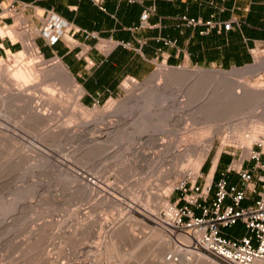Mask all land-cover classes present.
<instances>
[{"label": "rangeland", "instance_id": "obj_1", "mask_svg": "<svg viewBox=\"0 0 264 264\" xmlns=\"http://www.w3.org/2000/svg\"><path fill=\"white\" fill-rule=\"evenodd\" d=\"M22 51L26 54L27 47L8 55L0 53V57L10 61L12 54ZM43 56L47 62L57 61ZM30 60L28 53L25 61ZM185 66L159 63L146 78H124L116 90L92 102L86 100L85 90L72 73L75 85L49 72L32 92L35 100L44 97L42 112L18 100L15 81L7 85L6 108L0 116V264H159L172 251L164 254L158 245L140 242L154 236L150 234L153 228L158 233L168 231L173 241L188 244L173 228L165 229L159 215L167 200L175 201L180 195L177 185L199 174V182L204 183L206 177L213 176V165L219 172L233 156L237 159L245 152L238 140L252 136L250 117L259 109V102L240 105L230 97H214L210 87L194 90L193 76L174 75L165 69ZM189 66L244 72L242 79L264 87V57L239 68ZM160 69L162 75L153 79ZM128 80H152L157 92L172 98L157 102L154 113L170 141L191 145L190 151L167 161L144 156L132 149L135 144L130 137H120L126 126L105 136L100 134L101 123H86L92 118L75 105L77 100L80 98L85 110L103 109L127 96L123 85ZM51 92L57 98L62 95L65 102H52ZM42 113L44 118H35ZM227 134L234 142L223 146ZM213 137L215 144L197 173L195 160ZM193 143L198 144L196 149ZM208 163L210 168L205 169ZM130 199L139 200L143 208H133ZM116 223L120 230L114 231ZM226 232L242 235L245 229L237 224ZM176 261L182 264L179 256Z\"/></svg>", "mask_w": 264, "mask_h": 264}, {"label": "crops", "instance_id": "obj_2", "mask_svg": "<svg viewBox=\"0 0 264 264\" xmlns=\"http://www.w3.org/2000/svg\"><path fill=\"white\" fill-rule=\"evenodd\" d=\"M11 3L14 11L0 12V30H7L0 33V53L23 50L32 34L45 56L68 67L89 102L112 93L124 78H146L159 63L229 69L264 57V0H104V8L93 0H0L3 6ZM148 6L154 11L142 25ZM49 13L70 23L73 42L44 40L39 30ZM228 21L232 26L225 29Z\"/></svg>", "mask_w": 264, "mask_h": 264}, {"label": "bare ground", "instance_id": "obj_3", "mask_svg": "<svg viewBox=\"0 0 264 264\" xmlns=\"http://www.w3.org/2000/svg\"><path fill=\"white\" fill-rule=\"evenodd\" d=\"M6 31L2 29L0 30V33L4 35ZM8 33L13 36L14 30L12 29ZM31 35L26 37V41H27L26 54L25 51H22L20 55L12 54L10 61H6L4 58L0 57V116L5 112V108H6V98L8 96V94L6 93L7 85L11 84L12 81L16 82V84H14L13 86L17 91L16 97L18 98V100L24 102L26 105L30 106V108H34L38 110V112L39 111L42 112L44 110V106H43L44 97L37 96L36 97L37 99L35 100V97L33 96L32 92L33 90L36 89V87L39 85L38 83L43 78L46 79V77L49 76L48 74L49 72L50 74H54V77L66 80L71 84L75 85V81L73 79L71 72L65 67V65L61 61H59L60 59L51 58L57 61H53V62L45 61L44 59L45 57L43 56V53L40 51V48L38 44L35 42L34 37L33 36L31 37ZM28 53L31 56V60L25 61ZM165 69L170 70V72L174 75L184 74V75H191V77L193 76L194 90H197L199 87L201 88L205 87L206 89L210 87L213 88L214 97L215 96L226 97V98L230 97V99L232 98L233 102L240 105L246 102L250 103L251 101L259 102V109L255 113L253 112V115L250 117L252 123L251 126H253L252 136L245 138L241 136V139L238 140V143L245 147V152L247 149H249L252 146V144L259 138V136L264 133V87L257 85L256 83H253L250 80L248 81L242 79V76L243 77L245 76L244 72L235 71L231 73L219 69L217 71L203 70V69L195 70L191 68L189 65L183 68H165ZM162 70L160 69L159 71H157L156 74L153 76V79L155 77L161 76L163 72ZM253 71L254 70H251V73ZM151 82L152 80L146 83H140L136 80L126 81L123 85V88L127 92V96L122 100L109 102L108 107H104L103 109L96 107L93 111L85 110V108L82 106L80 98L78 100L76 99L77 102L75 105L87 117L92 118L90 121H87L86 123L88 124L93 123L94 125L96 124L98 125L99 123H101L102 127L100 130V134L107 136L108 134L110 135L111 133L118 131V129H120L121 131L120 127L123 128V126H126L127 129L123 128L125 132H123L122 130L123 133L122 134L120 133L121 134L120 137L123 136L122 138H124V136H126L127 139L128 137H130L132 142H134L135 144L134 148L132 149L137 154H141L144 156L148 155L151 156L152 158L157 157L161 160L167 161L173 159L176 156L184 155L185 153H187L192 149V146L174 145L170 141V138H168V136L166 135L165 126L160 125L161 123L159 124L156 118V115L154 113L156 109L154 106H156L157 102H161L162 99H166V97L169 99L172 98L168 97L169 95H167L165 92H160V93L157 92V87L152 85ZM50 97L52 99V102H58V103L65 102L64 97L62 95H60L57 98L54 95V93L51 92ZM162 114L163 113L159 112L160 116H162ZM40 117L44 118L45 116H43V113L42 115L37 114L35 116V118H40ZM83 130L84 129L82 128V131ZM161 130H164V132H160ZM114 136L115 135H113V137ZM113 137L111 138L113 139ZM232 138L233 137L229 136L228 134L224 136L222 140V145L224 146L229 142H234ZM125 139L122 140L125 141ZM209 142L210 143L207 145L204 151L200 153L197 159L195 160L197 173L200 171L202 165L208 158L209 153L211 152L215 144L214 137L211 138ZM97 143H99V141ZM197 147L198 144L193 143V149H196ZM137 159L134 161H138ZM159 159L157 161H159ZM218 159H219V155L217 156L215 163L218 162ZM208 177H209L208 182H210L212 179V175ZM84 188H88L89 192L94 191L92 188L86 185H84ZM130 202H131L130 205L132 207L138 206L140 207V209L143 208L141 203L137 199L136 200L130 199ZM163 227L167 229V226H163ZM114 228L113 229L115 231L116 229L118 230L120 226H117L116 223V227ZM156 230L155 228L151 229L150 234L154 236L149 237L148 235L147 237L142 238L140 242L154 243L158 245V247H161L163 250H165V252H163L164 254L166 253V251H172L171 255L165 256L164 261H161L159 264H178L176 261V256H179V260H181L182 264H218L213 259L208 258L204 254L190 247V245L189 247H186L183 246V244L178 243L177 241H173L174 239H172V236L166 233L168 231L165 232L163 231V233H158V231ZM159 231L162 230L159 229ZM170 234L175 235L172 232H170ZM179 237L184 238L186 241H188L186 237L181 233L179 234Z\"/></svg>", "mask_w": 264, "mask_h": 264}, {"label": "built area", "instance_id": "obj_4", "mask_svg": "<svg viewBox=\"0 0 264 264\" xmlns=\"http://www.w3.org/2000/svg\"><path fill=\"white\" fill-rule=\"evenodd\" d=\"M93 1L104 8V0ZM14 6L15 3L0 5V12L4 9L14 11ZM153 11V6L144 9L142 25H146ZM187 21L190 24L199 22L194 18H187ZM206 24L216 26L212 21ZM231 26L230 21L224 24L225 29ZM70 30L68 21L49 13L39 32L52 45L61 38L73 42ZM86 33L97 36L95 32ZM0 48H3L1 43ZM215 172L216 169L210 182L207 177L204 183L199 182L202 176L199 174L177 185L180 195L175 201L167 200L159 215L161 221L190 241L181 244L190 245L208 258L223 264H264V133L237 159L233 156L218 178ZM237 224L244 226V234L226 232Z\"/></svg>", "mask_w": 264, "mask_h": 264}, {"label": "trees", "instance_id": "obj_5", "mask_svg": "<svg viewBox=\"0 0 264 264\" xmlns=\"http://www.w3.org/2000/svg\"><path fill=\"white\" fill-rule=\"evenodd\" d=\"M228 163H229V161H228Z\"/></svg>", "mask_w": 264, "mask_h": 264}]
</instances>
